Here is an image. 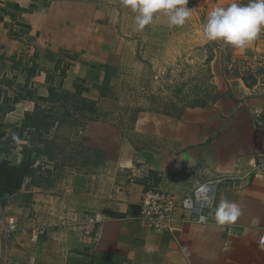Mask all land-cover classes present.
I'll list each match as a JSON object with an SVG mask.
<instances>
[{
    "label": "crops",
    "instance_id": "0c3cea01",
    "mask_svg": "<svg viewBox=\"0 0 264 264\" xmlns=\"http://www.w3.org/2000/svg\"><path fill=\"white\" fill-rule=\"evenodd\" d=\"M191 1L184 25L169 26L167 14L158 12L145 26L167 31L155 56L178 57L184 42L199 38L193 26L208 11ZM135 15L121 0H1L0 165L17 170L20 183L0 196L4 213L18 222L5 250L0 231V264H264V177L219 185L204 223L178 221L181 208L171 232L129 218L144 187L182 198L217 172L248 170L264 154V30L245 49L222 42L209 51L211 105L133 110L120 126L113 120L126 107L115 90L121 75L116 59L127 51L139 63L148 52ZM77 86L98 117L72 114L73 135L103 153L83 170L44 151L59 119L53 117L47 131L29 121L63 107L51 92L71 94ZM65 108L71 110L69 100ZM225 199L241 215L221 225L215 210ZM72 211L105 217L95 234L84 237L74 224L59 225ZM39 225L47 231L32 240Z\"/></svg>",
    "mask_w": 264,
    "mask_h": 264
},
{
    "label": "rangeland",
    "instance_id": "374dc122",
    "mask_svg": "<svg viewBox=\"0 0 264 264\" xmlns=\"http://www.w3.org/2000/svg\"><path fill=\"white\" fill-rule=\"evenodd\" d=\"M195 1L199 7H203V12L207 9L208 13L217 6H227L231 2V0H220L219 3L217 0ZM195 1L192 0L190 5H193ZM240 2L246 4L248 0H240ZM204 16L198 25L193 26V32H197L199 38L197 41L184 42L181 47L183 52L178 57L168 59L155 56L154 53H157L159 44L166 43L168 35L165 30L148 27L143 29L147 39L141 40L148 47V52L147 55L142 54L139 63L132 60L134 56L129 55L127 51L117 57L116 61H118L121 75L115 85V90L121 93L126 110L121 118L113 120L115 123L123 126L133 110L143 108L173 112L182 105L208 106L212 104L215 93L209 83L205 57L216 45L221 47L222 42H210L205 38L203 26L207 18ZM129 48L131 46H126L124 50L130 51ZM185 49L187 50L184 51ZM224 50L226 52V49ZM54 112H58L59 115L53 117L61 122L48 147L52 149V154H62V159L58 162L65 164L68 163L67 159L70 154L80 150L78 145L80 139L73 135L77 120L62 116L61 114L65 112L63 107L51 110V113ZM82 153L85 154L86 151L82 150ZM76 160H79L78 156Z\"/></svg>",
    "mask_w": 264,
    "mask_h": 264
},
{
    "label": "built area",
    "instance_id": "2783aa9c",
    "mask_svg": "<svg viewBox=\"0 0 264 264\" xmlns=\"http://www.w3.org/2000/svg\"><path fill=\"white\" fill-rule=\"evenodd\" d=\"M252 176L264 177V154H260L257 161L248 170L242 171L236 168L229 172H217L206 180L199 182L182 198H176L173 193L168 191L154 187H144L136 211L129 218L142 224L147 229L158 232H171L176 222L174 213L177 208H181L184 213L178 221L204 223L207 221V211L213 206L215 190L219 185H236ZM104 217L99 213L72 211L63 218L59 225L74 224L80 227L82 236L91 237L95 234L97 226L103 222ZM201 217L204 218L203 221ZM17 224L15 217L5 214L0 204V231L3 250L6 249L8 240L17 229ZM46 231L47 227L45 225L35 226L30 238L36 241ZM259 243L264 244V233L261 235Z\"/></svg>",
    "mask_w": 264,
    "mask_h": 264
},
{
    "label": "clouds",
    "instance_id": "9594fccd",
    "mask_svg": "<svg viewBox=\"0 0 264 264\" xmlns=\"http://www.w3.org/2000/svg\"><path fill=\"white\" fill-rule=\"evenodd\" d=\"M122 6L130 8L135 15L138 29L150 25L158 12L168 16L169 26H182L192 15L188 0H121ZM264 30V0H231L227 6L213 8L203 26L208 41L223 42L235 49H245ZM241 215L240 207L228 200L219 203L215 210L218 224H229ZM203 217L201 220L203 221Z\"/></svg>",
    "mask_w": 264,
    "mask_h": 264
},
{
    "label": "trees",
    "instance_id": "16d2710c",
    "mask_svg": "<svg viewBox=\"0 0 264 264\" xmlns=\"http://www.w3.org/2000/svg\"><path fill=\"white\" fill-rule=\"evenodd\" d=\"M110 76V71L109 68L107 67V72L106 76ZM82 88L80 87H75V91L72 92L71 94L69 93H64L63 95L61 94H56L54 92H51V96L54 97H60L62 98V106L65 108L67 105V101H70V107L71 110L69 111L68 109L65 108V112L61 114L64 117H72V114L78 113L82 118L86 120H94L97 119L98 115L97 112L93 106L92 103L86 101L80 96ZM78 98V100H76ZM69 108V107H68ZM58 112L55 113H43L41 112L36 119L34 120H29L31 123L30 124H35L37 130L41 131H47L55 121L53 116H56ZM30 118V117H27ZM25 121H27L25 119ZM78 145L80 146V150L70 154L68 157V165L76 167L78 170H83V169H90L93 168L95 165H97L98 162L103 157V153L100 150L97 149H92V148H86L82 145V143L79 141ZM51 150L49 147L45 148L44 151L48 154V156L51 159H54L55 161H59L62 159V154L58 153L57 155L52 154ZM82 150H85L86 153L83 154ZM83 154L82 156H80ZM79 157V160H76V157ZM19 174L17 173V170L14 168H7L4 164L0 165V196L5 193V192H11L19 187L20 183V178L18 177Z\"/></svg>",
    "mask_w": 264,
    "mask_h": 264
}]
</instances>
